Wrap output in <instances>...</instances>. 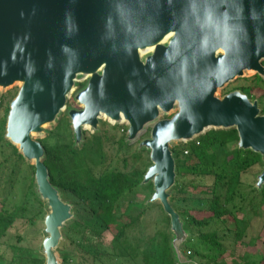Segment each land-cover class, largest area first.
<instances>
[{
  "label": "water",
  "instance_id": "95a60500",
  "mask_svg": "<svg viewBox=\"0 0 264 264\" xmlns=\"http://www.w3.org/2000/svg\"><path fill=\"white\" fill-rule=\"evenodd\" d=\"M171 34L166 41L164 38ZM152 46L144 58L140 52ZM264 0H0V89L20 85L9 102L4 137L34 166V190L45 202L43 264H61L58 246L73 206L49 180L44 147L35 138L69 108L73 144L100 118L127 125L134 141L146 126L149 151L141 185L145 204L169 217L176 264H189L181 245L189 236L170 203L175 183L171 145L210 129L234 128L237 147L264 162V113L240 90L216 92L246 71L264 78ZM169 117L161 118L162 115ZM264 185V169L255 188Z\"/></svg>",
  "mask_w": 264,
  "mask_h": 264
},
{
  "label": "trees",
  "instance_id": "16d2710c",
  "mask_svg": "<svg viewBox=\"0 0 264 264\" xmlns=\"http://www.w3.org/2000/svg\"><path fill=\"white\" fill-rule=\"evenodd\" d=\"M250 81L253 84L240 85L236 89L250 99L258 98L263 112L264 91L257 94L256 90L264 78L254 75ZM79 85L81 87L83 83ZM8 109L9 102L0 114V151L7 150L17 160L23 161L17 148L4 137ZM237 140L234 128L210 129L192 141L171 146L176 176L170 190V203L189 231L188 238L181 245L183 254L190 260L189 264H228L224 262L223 256L228 248L234 247L242 239L249 225L245 212L250 210L247 214L253 215L257 213L255 208L264 207V185L258 190L253 183L242 178L254 166L263 169L264 162L257 153L239 149ZM41 144L50 182L59 188L63 199L71 195L84 208L86 218L83 226H80L81 232L65 234L66 241L75 245L82 256L90 258L91 264H103L105 259L115 256L117 259H128L134 264H176L170 248V220L160 204L159 213L146 214L145 218L143 215L148 213L149 204H145L136 214L119 211L121 200L128 194L134 196L143 193L146 199L150 196L152 184H140L150 164L149 155L144 167L134 164L140 160L142 152L136 150L131 156L130 168H109L110 161L106 162V157L109 156L108 149L113 147L111 144L118 145L117 149L120 150L128 149L129 143L124 135L114 140L104 130L89 135L83 133V141L79 146L73 143L54 146L43 142ZM185 150L188 152L184 153ZM31 174L28 190L32 188L34 180L33 165ZM187 175L210 177L211 181L203 185L186 184L184 181ZM198 188L201 189L200 195L194 196L193 191ZM34 193L31 190L28 194L32 197ZM23 209L14 207L8 210L3 205L0 207V240L15 220L23 216ZM240 213L245 216H240ZM105 232L111 234L110 251L99 248V240ZM73 256L69 252L63 253L61 263L67 264V260ZM255 257L253 253L245 252L244 257L234 260L232 264H264V252L259 253L257 259ZM43 262L42 257L25 249L21 254L13 255L9 264Z\"/></svg>",
  "mask_w": 264,
  "mask_h": 264
},
{
  "label": "rangeland",
  "instance_id": "374dc122",
  "mask_svg": "<svg viewBox=\"0 0 264 264\" xmlns=\"http://www.w3.org/2000/svg\"><path fill=\"white\" fill-rule=\"evenodd\" d=\"M254 76V72L246 71L243 77H238L234 80L229 81L224 87L218 89L216 95L222 97L229 91L239 90L236 89L240 85H249L252 83L250 77ZM84 80H80L74 91L69 94L67 98L66 108L61 111L56 122L51 125L45 126L43 133L36 135L35 138L43 142L45 145H57L60 143H73L72 127L70 124V119L67 115V110L69 108H80L77 102L74 100V94L80 88V83H83ZM253 84V83H252ZM82 85V86H83ZM81 86V87H82ZM20 85L15 83L14 85L0 89V114L2 113L3 107L7 102H10L12 97L15 96L19 89ZM261 91H264V82L258 83V89L256 93L259 94ZM258 99V98H257ZM259 101V99H258ZM260 107V105H259ZM176 109L172 110L169 115H162L161 118L169 117ZM264 113V111L262 112ZM100 131L104 130L107 132L110 138L117 140L120 136H126L127 125L125 122H120L114 124L109 122L108 119L101 117L99 123ZM150 125L146 126L143 132L132 142L129 143L128 149H117L118 145L111 144L113 147L109 148V156L106 157V162L110 161L109 168L113 169H126L130 168L132 164L131 156L135 153L136 150H141L140 160L136 161L135 166L144 167L146 162L147 155L149 151L146 149H138V143L149 137ZM92 133L91 129H85L84 134L89 135ZM185 143V142H177ZM172 144V145H173ZM171 145V146H172ZM111 159V160H110ZM124 159H127L125 162ZM31 163L23 160L19 161L11 155L7 150L0 151V207L3 205L8 210H12L14 207H20L23 209V216L17 218L7 232V234L0 240V264H9L10 260L13 258V255L21 254L25 249L31 250L32 253L37 254L39 257L44 259L38 250L40 244L45 234L42 232L43 229V217L47 211L45 207V202L34 195L31 197L28 193L34 190V180L32 188L28 190V187L31 184ZM264 169V168H263ZM262 169L258 166L252 167V169L243 174V180H247L253 184L256 181V175ZM211 178H201L195 177L192 175H187L184 183L194 184V185H203L210 183ZM28 190V192H27ZM199 190L193 191L194 196H199ZM146 194L138 193L136 195L128 194L123 197L119 204V211H127L130 214L139 213L142 208H144L146 202ZM66 200L73 206V218L65 224L63 229V238L58 246L60 253L58 254L59 260L61 262V255L63 253H72L73 256L71 259L67 260V264H91V260L88 257L82 256L79 252V249L66 241L67 237L65 236L66 232L71 233H80L81 227L83 226L85 217V211L81 204H78L77 200L71 195L66 196ZM131 200L133 201L131 203ZM188 203V202H187ZM191 203V201H189ZM156 205V206H155ZM148 213L146 212L143 215V218L146 217V214L156 215L159 213L158 203L153 205H148ZM75 208L77 210L75 211ZM256 214H247L250 210L245 212L248 216L249 225L246 228L245 234L240 241H238L234 247L228 248L227 253L223 256L224 262L232 264L234 260L244 257L245 252H251L258 257L259 253L264 252V207L261 209L255 208ZM240 216H245L244 213H240ZM77 219L76 221H74ZM161 220V218H160ZM75 222V223H74ZM111 234L105 232L100 238V250L105 251L110 249ZM110 251V250H109ZM109 255V254H107ZM110 258V256H108ZM257 257H255L257 259ZM62 264V263H61ZM100 264V263H97ZM103 264H134L128 259H117L113 257L111 259H105Z\"/></svg>",
  "mask_w": 264,
  "mask_h": 264
},
{
  "label": "bare ground",
  "instance_id": "6f19581e",
  "mask_svg": "<svg viewBox=\"0 0 264 264\" xmlns=\"http://www.w3.org/2000/svg\"><path fill=\"white\" fill-rule=\"evenodd\" d=\"M170 35H171V34H167L166 37L164 38V41H166ZM152 49H153L152 46H148V47L144 48V49L140 52L141 56H143L145 53H148V52L150 53V52L152 51ZM149 53H148V54H149Z\"/></svg>",
  "mask_w": 264,
  "mask_h": 264
},
{
  "label": "built area",
  "instance_id": "2783aa9c",
  "mask_svg": "<svg viewBox=\"0 0 264 264\" xmlns=\"http://www.w3.org/2000/svg\"><path fill=\"white\" fill-rule=\"evenodd\" d=\"M196 144H198L199 142L198 141H195ZM188 150H185L184 153H187ZM187 254H189V251H187Z\"/></svg>",
  "mask_w": 264,
  "mask_h": 264
},
{
  "label": "flooded vegetation",
  "instance_id": "af4514ba",
  "mask_svg": "<svg viewBox=\"0 0 264 264\" xmlns=\"http://www.w3.org/2000/svg\"><path fill=\"white\" fill-rule=\"evenodd\" d=\"M149 53V52H148ZM148 53H145L143 56H141L142 58H144Z\"/></svg>",
  "mask_w": 264,
  "mask_h": 264
}]
</instances>
